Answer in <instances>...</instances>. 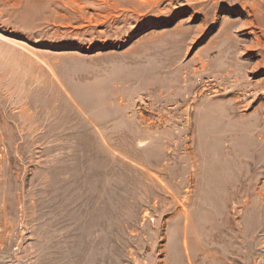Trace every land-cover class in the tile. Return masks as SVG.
Segmentation results:
<instances>
[{
	"label": "rangeland",
	"instance_id": "1",
	"mask_svg": "<svg viewBox=\"0 0 264 264\" xmlns=\"http://www.w3.org/2000/svg\"><path fill=\"white\" fill-rule=\"evenodd\" d=\"M0 264H264V0H0Z\"/></svg>",
	"mask_w": 264,
	"mask_h": 264
}]
</instances>
